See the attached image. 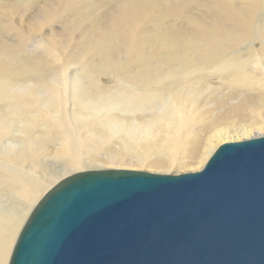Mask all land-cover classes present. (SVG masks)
Wrapping results in <instances>:
<instances>
[{
  "label": "bare ground",
  "instance_id": "1",
  "mask_svg": "<svg viewBox=\"0 0 264 264\" xmlns=\"http://www.w3.org/2000/svg\"><path fill=\"white\" fill-rule=\"evenodd\" d=\"M262 137L264 0H0V264L73 175L196 174Z\"/></svg>",
  "mask_w": 264,
  "mask_h": 264
},
{
  "label": "water",
  "instance_id": "2",
  "mask_svg": "<svg viewBox=\"0 0 264 264\" xmlns=\"http://www.w3.org/2000/svg\"><path fill=\"white\" fill-rule=\"evenodd\" d=\"M9 264H264V137L196 174L83 172L33 210Z\"/></svg>",
  "mask_w": 264,
  "mask_h": 264
},
{
  "label": "rangeland",
  "instance_id": "3",
  "mask_svg": "<svg viewBox=\"0 0 264 264\" xmlns=\"http://www.w3.org/2000/svg\"><path fill=\"white\" fill-rule=\"evenodd\" d=\"M110 4H112V5H110ZM115 4L111 1V2H109V4H108V6H107V10H109L112 6H114ZM197 11V10H196ZM196 11H193L194 13H197ZM6 40L8 39V37H4ZM5 40V41H6ZM6 42H8V41H6ZM9 44H15V43H13V42H8ZM18 43V42H17ZM250 45H247V47H249ZM33 62L34 61V59H31V60H29V63H31V62ZM47 65V64H46ZM50 65V64H49ZM52 68V64H51V66H47V68H46V70L47 71H50V69ZM112 79H114V77H111ZM104 81H102V83H103ZM207 81H205L203 84H205ZM210 85H212L211 83H210ZM212 86H214V85H212ZM165 106V105H164ZM162 107L163 109H165V107ZM111 147V146H110ZM103 153V152H102ZM105 153V152H104ZM175 170H177V169H175ZM175 173V172H174Z\"/></svg>",
  "mask_w": 264,
  "mask_h": 264
}]
</instances>
